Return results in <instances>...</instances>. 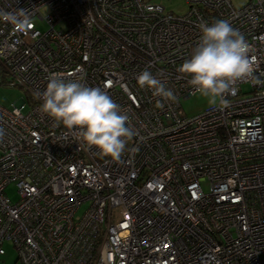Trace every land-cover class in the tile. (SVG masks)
Masks as SVG:
<instances>
[{
	"label": "built area",
	"instance_id": "2783aa9c",
	"mask_svg": "<svg viewBox=\"0 0 264 264\" xmlns=\"http://www.w3.org/2000/svg\"><path fill=\"white\" fill-rule=\"evenodd\" d=\"M185 1L175 15L154 0H0L31 21L0 16V88L22 93L0 103V257L7 241L16 264H264V84L241 80L187 118L180 103L199 92L179 71L200 22L227 19L264 81V0ZM145 69L178 101L140 87ZM52 75L107 91L129 115L119 160L43 111L36 93Z\"/></svg>",
	"mask_w": 264,
	"mask_h": 264
},
{
	"label": "clouds",
	"instance_id": "9594fccd",
	"mask_svg": "<svg viewBox=\"0 0 264 264\" xmlns=\"http://www.w3.org/2000/svg\"><path fill=\"white\" fill-rule=\"evenodd\" d=\"M5 21L19 30L30 27L31 21L21 9L19 13H2ZM201 39L190 59L180 66L179 71L190 77L195 90L210 98H223L235 94L236 85L247 80L254 86L264 84L255 75L256 61L253 49L246 37L234 28L227 19H217L211 24L201 21L198 25ZM140 87H147L157 97L177 102L178 97L147 69L138 76ZM43 101L44 112L67 128L78 130V139L99 152L119 160L127 142L135 135L129 126L130 117L121 106L99 87L86 86L80 79L52 75L46 89L36 93ZM157 108H163L161 100ZM4 131L0 128V140Z\"/></svg>",
	"mask_w": 264,
	"mask_h": 264
},
{
	"label": "rangeland",
	"instance_id": "374dc122",
	"mask_svg": "<svg viewBox=\"0 0 264 264\" xmlns=\"http://www.w3.org/2000/svg\"><path fill=\"white\" fill-rule=\"evenodd\" d=\"M157 4L163 6L166 11L171 12L175 15L183 14L187 9V4L185 0H154ZM232 5L236 8H240L246 5L247 0H230ZM44 14V13H43ZM41 30H44V27H41ZM22 93L20 90L15 89H3L0 88V103L4 107H10L14 104L20 97ZM219 102V98H210L197 93L195 96L182 100L180 103L181 110L180 114L183 117L192 118L205 110L215 106ZM7 193L11 200L15 199V187L9 186L7 188ZM87 205H83L79 212L78 216L81 215L86 209ZM5 254L0 257V264H16L17 261V252L14 249L13 245L10 242H5L3 245Z\"/></svg>",
	"mask_w": 264,
	"mask_h": 264
}]
</instances>
